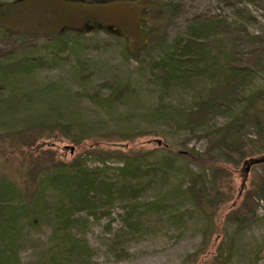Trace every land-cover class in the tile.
Instances as JSON below:
<instances>
[{"label":"rangeland","instance_id":"1","mask_svg":"<svg viewBox=\"0 0 264 264\" xmlns=\"http://www.w3.org/2000/svg\"><path fill=\"white\" fill-rule=\"evenodd\" d=\"M16 1L0 0V68L23 58H41V66L8 77L0 73V147L5 148L7 138L14 135L23 136V143L34 140L35 126L46 128L55 122L67 127L69 137L59 132L42 133L35 143L21 145L22 154L27 156L0 148V174L11 177L12 170H23L21 162L36 157L49 160L52 156L68 162L82 149L98 148L148 153L144 166L149 169V177L138 185L142 190L138 210L129 220L131 226L125 224L130 202L115 199L94 216L79 210L65 230L57 228L56 212L51 208L63 197L58 190L48 189L44 197L50 204L44 214L47 217L40 225L23 227L15 263L264 264L263 202L249 226L242 230L221 228L230 212L250 204L246 194L263 176L264 167L239 162L221 172L218 165L203 167L176 157L175 153L190 149L202 153L207 143L197 136L225 118L191 133L181 115L185 117L205 95L209 84L197 81L186 86L189 88L177 86L163 92L150 72L149 57L141 56L136 61L131 55L143 45L150 24L162 22L153 13L145 17L147 1ZM156 1L172 9L171 18L164 22L168 42L182 33L192 17L236 21L238 9L245 11L247 20L242 23L248 33L264 34L263 4L253 6L238 0L229 5L221 0ZM7 5L11 6L4 8ZM12 9H22L26 18L3 15L8 16ZM93 27H105L113 36L103 31L89 32ZM68 29L85 33L69 35L65 49L57 50L47 35ZM168 42L153 49L151 55L160 57ZM259 88H264V72L248 92ZM73 137H82L79 146L74 145ZM169 159L173 160L170 166ZM86 165L104 168L102 178L106 180H114L113 171L118 167L114 158L101 164L96 156L86 157ZM212 171L224 174L221 181H227L226 186L232 189L228 201L215 208L213 221L196 208L194 197L187 192L190 179L202 173H206V185L210 186ZM149 203L155 205L148 208Z\"/></svg>","mask_w":264,"mask_h":264},{"label":"trees","instance_id":"2","mask_svg":"<svg viewBox=\"0 0 264 264\" xmlns=\"http://www.w3.org/2000/svg\"><path fill=\"white\" fill-rule=\"evenodd\" d=\"M145 1H147L145 17L153 13L162 22L150 24L143 45L130 52L131 55L136 61L142 59L141 56L149 57L150 72L163 92H169L177 86L189 88L197 81L209 84L205 95L187 111L185 117L184 114L181 115V120L185 119L191 133L195 134V129L206 127L217 118H225L221 124L213 123L215 125L197 136V139H205L207 143L202 153L190 149L185 153H175L176 157L203 167L213 168L218 165L221 172L227 165L237 166L239 162H246L248 166L264 167V88L248 92L252 83L264 72V34L248 33L242 23L247 20L245 11L238 9L236 21L219 17H192L186 22L182 33L168 42L165 26L171 18L172 9L164 2ZM221 1L229 5L232 0ZM238 1L253 6L264 5V0ZM12 5L16 8L15 4ZM22 12V9H12L8 16L3 15L24 19L26 15ZM99 31L113 36L105 27H93L89 32ZM74 33L80 36L85 32L68 29L47 36L53 39L57 50H63L66 47V37ZM166 42L168 44L162 55L154 58L151 55L154 53L153 49ZM40 62L41 58L33 60L23 58L8 65L3 64L0 73L4 77L27 73L34 67L41 66ZM8 103L16 105L17 101ZM58 124L55 122L46 128L35 126L34 140L23 143L25 142L23 136L14 135L13 138H7L9 141L5 148H0L27 156L28 154H22L25 152H22L21 145L35 143L42 133L52 135L59 132L69 137L67 127ZM81 139L82 137L79 139L73 137L72 142L79 146ZM146 154L148 153L143 151L117 153L89 148L82 149L81 153L68 162H62L52 156L49 160L36 157L35 160L21 162L20 167L23 170L20 168L12 170L11 177L0 174V264H16L23 227L37 226L45 221L47 216L44 214L50 210V204L44 199L48 189L58 190L63 197L58 205L51 208L56 212L57 228L65 230L70 218L79 210L94 216L101 208L112 204L115 199L130 202L125 224L131 226L132 222L129 220L138 210L137 200L142 190L138 185L149 177V169L144 166ZM88 156H96L101 164L109 158L117 160L118 167L113 171L114 180L102 178L104 168H89L86 165ZM168 162L170 166L173 160L169 159ZM221 172L212 171L210 186L206 185V173L197 177L191 174L194 178L190 179L187 190L189 195L194 197L196 208L209 220L212 218V221L215 208L226 203L232 192V189L226 186L227 181H221L224 176ZM250 189L246 194L250 204L245 203L243 208L230 212L228 219L224 221L225 224L221 226L223 230L228 228L242 230L255 221L257 207L260 202L264 203V174L250 185ZM154 205L155 203H149L147 207ZM71 247L73 248L72 245Z\"/></svg>","mask_w":264,"mask_h":264}]
</instances>
